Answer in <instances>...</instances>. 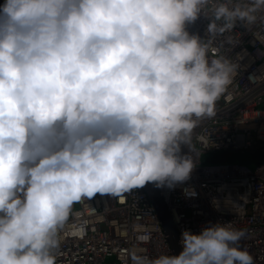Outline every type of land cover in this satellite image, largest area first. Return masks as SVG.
Here are the masks:
<instances>
[{"label": "clouds", "instance_id": "1", "mask_svg": "<svg viewBox=\"0 0 264 264\" xmlns=\"http://www.w3.org/2000/svg\"><path fill=\"white\" fill-rule=\"evenodd\" d=\"M209 4H0V264H56L76 203L149 183L172 189L190 178L195 144L206 142L194 130L215 116L239 67L223 56L209 60L207 44L186 30L198 16L208 18ZM217 21L224 22L219 29ZM257 21L264 23V0H216L207 32ZM184 194L196 195L191 188ZM63 234L82 238L85 229L73 225ZM245 235L231 221L210 223L198 234L183 230L177 255L133 251L131 260L254 264L239 244Z\"/></svg>", "mask_w": 264, "mask_h": 264}, {"label": "built area", "instance_id": "2", "mask_svg": "<svg viewBox=\"0 0 264 264\" xmlns=\"http://www.w3.org/2000/svg\"><path fill=\"white\" fill-rule=\"evenodd\" d=\"M3 2L0 0V4ZM213 2L216 0H210L204 9L208 18L198 16L186 30L207 44L209 60L223 56L239 67L216 103L215 116L203 120L194 130L201 132L206 142L203 146L195 144L198 160L192 154L197 166L190 178L172 189H158L179 240L183 230L198 234L210 223L231 221L234 227L246 230L240 247L253 256L254 264H264V163L254 171L232 164H200L203 154L264 153V23L257 21L249 26L237 22L223 33H208ZM240 2L246 0H232V4ZM223 23L217 21L218 29ZM182 154H189L186 147L182 146ZM220 185L229 186L230 198L222 196ZM186 188L195 191L194 198L185 196ZM213 199L218 201V209L213 207ZM73 225L84 227L82 238L63 234ZM133 251L150 257L172 254L143 188L120 197L97 195L74 204L62 231L56 264H132Z\"/></svg>", "mask_w": 264, "mask_h": 264}, {"label": "water", "instance_id": "3", "mask_svg": "<svg viewBox=\"0 0 264 264\" xmlns=\"http://www.w3.org/2000/svg\"><path fill=\"white\" fill-rule=\"evenodd\" d=\"M146 192L148 199L154 208V211L158 217V220L164 230L168 245L173 255L179 254L181 246L179 244L178 234L172 223L168 209L161 197L158 187L154 184L149 183L143 187Z\"/></svg>", "mask_w": 264, "mask_h": 264}, {"label": "trees", "instance_id": "4", "mask_svg": "<svg viewBox=\"0 0 264 264\" xmlns=\"http://www.w3.org/2000/svg\"><path fill=\"white\" fill-rule=\"evenodd\" d=\"M240 156V154L233 152L203 154L200 164L202 166H222L227 164L234 165L236 161L238 162Z\"/></svg>", "mask_w": 264, "mask_h": 264}, {"label": "rangeland", "instance_id": "5", "mask_svg": "<svg viewBox=\"0 0 264 264\" xmlns=\"http://www.w3.org/2000/svg\"><path fill=\"white\" fill-rule=\"evenodd\" d=\"M240 155V159L234 165L244 166L250 171H254L256 166L264 163V153L253 152Z\"/></svg>", "mask_w": 264, "mask_h": 264}, {"label": "bare ground", "instance_id": "6", "mask_svg": "<svg viewBox=\"0 0 264 264\" xmlns=\"http://www.w3.org/2000/svg\"><path fill=\"white\" fill-rule=\"evenodd\" d=\"M218 188V187H217ZM219 190L222 192V196L225 197V198H230V195H231V192L232 190L229 188L228 185H220L219 186ZM242 196H238L237 195V198H240ZM171 217V216H170ZM172 220V219H171ZM173 223V222H172ZM174 225V224H173Z\"/></svg>", "mask_w": 264, "mask_h": 264}]
</instances>
